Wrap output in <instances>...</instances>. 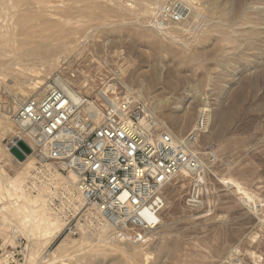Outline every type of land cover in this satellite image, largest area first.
Returning <instances> with one entry per match:
<instances>
[{
    "label": "rangeland",
    "instance_id": "obj_1",
    "mask_svg": "<svg viewBox=\"0 0 264 264\" xmlns=\"http://www.w3.org/2000/svg\"><path fill=\"white\" fill-rule=\"evenodd\" d=\"M180 3L189 15L160 25L162 8ZM70 73L81 94L143 102L180 138L206 107L198 151L214 154L208 193L191 205L194 181L175 177L145 244L110 242L106 223L70 236L45 188L24 189L36 162L20 166L11 154L10 115ZM10 181L16 189L0 194V264H264V0H0V182ZM20 205L47 207L59 230L41 236L21 222Z\"/></svg>",
    "mask_w": 264,
    "mask_h": 264
},
{
    "label": "built area",
    "instance_id": "obj_2",
    "mask_svg": "<svg viewBox=\"0 0 264 264\" xmlns=\"http://www.w3.org/2000/svg\"><path fill=\"white\" fill-rule=\"evenodd\" d=\"M185 18L184 9L174 4L162 8L157 21L166 25ZM69 77L59 80L67 88L55 83L43 96L26 98L10 115L36 162L24 189L54 191L45 168L50 165L71 182L82 202L76 212L67 195L45 194L63 221L62 232L77 236L88 222L106 223L116 240L145 244L161 225L163 191L175 177L185 172L194 181L191 205L207 195L204 166L214 154L208 151L204 158L198 151L207 120L198 118L180 138L143 102L101 91L83 95L73 84L75 75Z\"/></svg>",
    "mask_w": 264,
    "mask_h": 264
},
{
    "label": "bare ground",
    "instance_id": "obj_3",
    "mask_svg": "<svg viewBox=\"0 0 264 264\" xmlns=\"http://www.w3.org/2000/svg\"><path fill=\"white\" fill-rule=\"evenodd\" d=\"M179 6H181V8L182 9H184V11H185V15H186V17L189 15V13L191 12V9L190 8H188L186 5H184V4H182V3H180L179 4ZM241 14H244V12H241ZM22 20V19H21ZM22 25V24H21ZM171 25V24H170ZM55 83L56 84H58V85H61L62 87H66L67 88V86L65 85V84H61L62 82H60L59 80H55ZM33 86H32V89H39L42 85H41V83L40 82H34V84H32ZM39 85H41V86H39ZM46 85V84H45ZM43 86H44V84H43ZM43 86H42V88H43ZM42 88H40V89H42ZM49 89V88H48ZM109 90V89H108ZM37 91V90H36ZM106 96V95H105ZM15 101V100H14ZM9 103V102H8ZM11 104H13V103H11ZM15 104V103H14ZM18 105V104H17ZM178 109L180 108L181 109V107L179 106V107H177ZM153 110V109H152ZM228 112V111H227ZM231 112V111H230ZM230 112H228V113H230ZM227 113V114H228ZM227 114H225L226 115V117H227ZM224 115V116H225ZM229 115V114H228ZM4 117V116H3ZM200 117L201 118H205L206 117V107L204 106V108H203V110H201L200 111ZM199 117V118H200ZM221 117H222V115H221ZM225 118V117H224ZM6 121V120H5ZM223 121V120H222ZM10 131H11V129H10ZM15 138V140L14 141H11V147L12 148H18L19 147V143L21 142V139H20V137H19V135L18 136H15L14 137ZM31 159H32V156H27L26 157V159L23 161V162H19L18 163V165H20V166H25V167H27V168H32V161H31ZM45 168H46V172H47V177H48V179H49V181H50V185L52 186V188L54 189V191H49V189H48V187H46L43 191H44V193L45 194H51L52 196H55V195H57L58 194V192H57V190H56V187L58 186V185H60V187L62 188V190H63V194H65V195H67L68 196V198L73 202V208H74V210H76V212H79L80 211V209H81V205H82V202H81V200H80V198L75 194V192H74V188H73V186H72V184H71V182H69V181H67L66 179H61V178H59V175L58 174H56L54 171H53V169L50 167V165H45ZM183 173H185V172H183ZM30 174H31V172H30ZM23 175V174H22ZM222 182H223V184H225V185H227V186H230V187H232V188H235L236 190H237V192L239 193H241V194H243V196L245 197V200L248 202H250V201H252L253 200V198L252 197H254V196H250L249 194H248V192H246L244 189H243V187L238 183V182H236L234 179H231V178H228V179H222ZM16 184H15V182L14 181H10V182H8V185L7 186H3L2 184H1V182H0V194L1 193H7V194H10V190H15L16 188V186H15ZM36 192H37V194H38V196L39 195H41L42 193L41 192H43L42 191V189H39V188H37L36 186H34V188H33ZM61 194V193H60ZM62 195V194H61ZM44 196V195H43ZM3 197V196H2ZM21 197H17L16 199H20ZM24 198V197H23ZM44 198V199H43ZM47 199V198H46ZM46 199H45V196L44 197H42V200L44 201H46ZM255 200V199H254ZM20 201V200H19ZM47 201H49L48 199H47ZM51 203V202H50ZM36 204V203H35ZM34 204V205H35ZM38 205H36V207H37ZM257 208V207H256ZM5 207H0V214L3 216V218H4V211H5ZM50 210V209H49ZM49 210L47 209V207H45V208H38V209H36L35 207H33L32 209H29V208H27V207H25V206H19V208L17 209V211L19 212V213H21L23 216H22V221L21 222H23V223H26L27 224V222L31 225V227H32V229H36V230H38L39 232H40V234H41V236H48L49 234H52V233H55L56 231H58L59 230V228H60V224L58 223V221L56 220V219H54L51 215H50V212H49ZM5 213H7V212H5ZM8 215L6 214V217H7ZM10 217V216H9ZM63 224V223H62ZM29 236V235H28ZM109 239V241L110 242H112V241H114V237H109L108 238ZM107 239V240H108ZM117 241H119V242H122L123 240H121L120 238H118L117 239Z\"/></svg>",
    "mask_w": 264,
    "mask_h": 264
},
{
    "label": "water",
    "instance_id": "obj_4",
    "mask_svg": "<svg viewBox=\"0 0 264 264\" xmlns=\"http://www.w3.org/2000/svg\"><path fill=\"white\" fill-rule=\"evenodd\" d=\"M19 144H20L19 145V149L18 148L17 149L16 148H11L10 152L19 162H22V161H24L26 159V157L28 155H30L31 150L22 141Z\"/></svg>",
    "mask_w": 264,
    "mask_h": 264
}]
</instances>
